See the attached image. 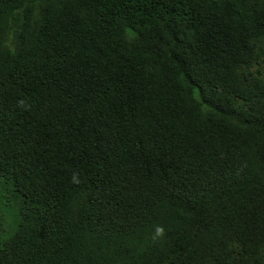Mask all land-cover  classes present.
<instances>
[{
	"label": "trees",
	"instance_id": "obj_1",
	"mask_svg": "<svg viewBox=\"0 0 264 264\" xmlns=\"http://www.w3.org/2000/svg\"><path fill=\"white\" fill-rule=\"evenodd\" d=\"M0 264H264V0H0Z\"/></svg>",
	"mask_w": 264,
	"mask_h": 264
}]
</instances>
